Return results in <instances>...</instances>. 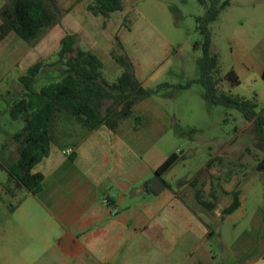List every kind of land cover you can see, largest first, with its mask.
I'll return each mask as SVG.
<instances>
[{
  "label": "rangeland",
  "instance_id": "374dc122",
  "mask_svg": "<svg viewBox=\"0 0 264 264\" xmlns=\"http://www.w3.org/2000/svg\"><path fill=\"white\" fill-rule=\"evenodd\" d=\"M58 1L64 10L60 22L45 30L33 49L29 51V44L14 32L2 43L3 70L8 74L0 83V93L5 98L20 97L23 91L20 76L40 60L46 64L56 62L67 33H76L77 45L100 57L105 78L110 82L123 71L112 51L126 53L143 86L154 90L130 116L138 128V166L145 161L157 163L177 152L179 159L163 177L179 190L188 181L204 176L196 186L188 187L202 188L204 198L215 203L213 208L195 204L214 236L230 243L246 232L254 237L252 219L264 214V143L259 141L253 122L235 108L213 103L206 97L202 84L193 81L201 74L203 60L198 45L203 37L196 18L207 14L209 0L204 3L202 0H126L125 10L109 17L91 12L89 5L93 0H78L71 7L75 0ZM229 2L209 25L211 52L218 55L223 75L233 69L239 76L238 85L226 82L225 89L255 99L258 111L264 112V0ZM63 66L59 63L44 68L36 87L60 79ZM190 81L191 85L186 87ZM162 84L165 85L159 87ZM27 117L14 120L8 102L0 98V140L8 147L16 144L13 137L23 128ZM72 139L64 136L58 142L62 147ZM1 159L6 167L12 165L10 158L3 155ZM211 159L213 164L207 167ZM204 169L208 170L206 175ZM154 175L147 172V179ZM238 182H241L245 215L238 209L222 219L228 202L224 192ZM211 192L220 198L219 202Z\"/></svg>",
  "mask_w": 264,
  "mask_h": 264
},
{
  "label": "crops",
  "instance_id": "0c3cea01",
  "mask_svg": "<svg viewBox=\"0 0 264 264\" xmlns=\"http://www.w3.org/2000/svg\"><path fill=\"white\" fill-rule=\"evenodd\" d=\"M1 53L0 83L8 74ZM1 94L8 105L14 100ZM137 132L128 117L116 130L101 126L77 144H53L33 169L44 175L42 189L15 196L5 190L1 158L15 162L16 144L0 140L2 264H264V214L251 215L254 237L246 232L231 243L215 237L188 187L195 178L179 190L166 183L160 193L150 189L147 172L155 174L164 160L138 166ZM69 146L74 157L63 153ZM239 209L245 215L242 192Z\"/></svg>",
  "mask_w": 264,
  "mask_h": 264
},
{
  "label": "trees",
  "instance_id": "16d2710c",
  "mask_svg": "<svg viewBox=\"0 0 264 264\" xmlns=\"http://www.w3.org/2000/svg\"><path fill=\"white\" fill-rule=\"evenodd\" d=\"M209 2L207 14L196 18L197 28L203 37L198 44L202 48L203 60L201 74L193 81L202 84L206 97L213 103L235 108L247 121L253 122L259 141L264 143V112L258 111L259 104L255 99L234 95L225 89L226 82L231 86L238 85L239 76L233 69L223 75L218 55L211 52L212 31L209 25L218 19L230 2ZM125 8L126 0H93L89 5L94 15L105 17ZM63 13L58 0H6L0 7V41L14 32L34 46L45 30L60 22ZM120 45L123 46L121 42ZM112 57L123 67V71L115 81L110 82L105 78L100 57L79 47L76 33H67L62 39V48L56 62L46 64L40 60L20 76L23 92L20 97L9 102V112L14 120L28 117L23 128L13 137L18 154L16 161L10 167L2 166L8 172L4 187L10 196H15L20 189L32 193L42 189L44 175L33 169L50 154L53 144L59 145L61 137H71V142L77 144L82 137L101 126L116 130L124 119L133 115L135 105L154 92L143 86L135 73L133 61L126 53L113 50ZM59 63L64 64L60 79L37 88V78L42 70ZM262 78L264 80V70ZM191 83L188 82L186 87ZM1 96L5 98L4 94ZM178 159L179 154L173 152L155 169V174L160 176L167 187L170 184L163 175ZM213 161L211 159L207 167ZM207 172L204 169L205 175ZM203 178H195L193 186ZM241 192V182L233 189L225 190L228 202L223 208L222 219L240 208ZM211 195L219 202L220 198L214 192ZM195 196L202 206L215 207L213 201L204 198L202 188L195 190Z\"/></svg>",
  "mask_w": 264,
  "mask_h": 264
},
{
  "label": "water",
  "instance_id": "95a60500",
  "mask_svg": "<svg viewBox=\"0 0 264 264\" xmlns=\"http://www.w3.org/2000/svg\"><path fill=\"white\" fill-rule=\"evenodd\" d=\"M264 166V163L262 164ZM166 187L165 182L160 178L159 175L155 174L150 180V189L156 193H160Z\"/></svg>",
  "mask_w": 264,
  "mask_h": 264
},
{
  "label": "built area",
  "instance_id": "2783aa9c",
  "mask_svg": "<svg viewBox=\"0 0 264 264\" xmlns=\"http://www.w3.org/2000/svg\"><path fill=\"white\" fill-rule=\"evenodd\" d=\"M74 151H75L74 146H69V147H67V148H65V149L63 150V153H64L65 155L71 156V155L74 154ZM117 212H118V209H117V208H113V209H112V213H113V214H117Z\"/></svg>",
  "mask_w": 264,
  "mask_h": 264
}]
</instances>
